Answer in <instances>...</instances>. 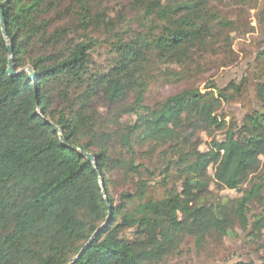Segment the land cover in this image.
<instances>
[{
  "label": "trees",
  "instance_id": "trees-1",
  "mask_svg": "<svg viewBox=\"0 0 264 264\" xmlns=\"http://www.w3.org/2000/svg\"><path fill=\"white\" fill-rule=\"evenodd\" d=\"M108 1L0 0V264H160L186 239L200 253L235 227L260 242L264 49L241 120L222 111L246 79L147 103L151 85L187 84L206 55L234 58L231 34L251 30L246 9L259 0H128L116 13ZM198 133L212 137L205 152ZM115 176L128 187L118 200ZM212 181L248 188L214 203Z\"/></svg>",
  "mask_w": 264,
  "mask_h": 264
},
{
  "label": "rangeland",
  "instance_id": "rangeland-1",
  "mask_svg": "<svg viewBox=\"0 0 264 264\" xmlns=\"http://www.w3.org/2000/svg\"><path fill=\"white\" fill-rule=\"evenodd\" d=\"M127 3L128 0H109L105 4V7L111 13H116L123 10V6L127 5ZM263 7L264 0H259L258 9H262ZM258 9H246L245 19L248 21L251 30L245 33V29H242L239 32H233L231 34L232 43L230 48L234 53V58L226 59L227 57H224L225 55H206L205 58L199 62L201 65L196 67L198 74L192 77L187 84L163 83L160 81L151 85L150 92L147 96V103L153 105L156 102L176 94L183 88H186V85L197 87L200 91H204L205 87L210 84L216 85L217 88L225 89L232 82L241 83L246 79L248 92L235 102L227 105L222 111L228 116L226 118L227 121L231 116L241 120L245 113L251 109L249 103L254 97V88L260 82L259 76L262 66L260 60H258V54L264 49V15H261ZM125 11L127 12L128 10L126 9ZM101 49H99V54L97 53L98 55H95L96 60H99L101 57L103 58L104 49ZM127 121L128 119L125 117L121 120V122ZM215 136L217 139L221 138L220 133H216ZM211 139L212 137L198 133L195 134L193 140L199 150L205 152L207 150L206 144L209 143ZM141 157L138 161H144L148 167L152 168L151 163H154L156 159L153 158L151 162ZM261 161L262 164H264V158H262ZM263 170L264 169L261 167L259 172ZM208 175L210 177L213 175L211 167H209ZM114 179L118 184L113 192L118 200V193L127 190L128 187L120 180V176H115ZM247 188L248 184L246 183L236 188L234 191H229L217 182L212 181L209 185L206 198L214 203L235 200L239 198ZM152 194L155 198H160L164 195V188L158 184L151 189V195ZM253 212L260 213L261 208L255 205ZM261 236L262 240H260V242L254 241L252 238H248L246 232L235 227L229 235L223 237L220 243L207 241L205 248L200 253L194 250L193 240L186 239L181 246L182 256L175 257L160 264H233L241 261L264 264L263 250L258 249L259 244L264 241V231L261 232L260 237ZM126 237L131 238V235L127 234Z\"/></svg>",
  "mask_w": 264,
  "mask_h": 264
},
{
  "label": "water",
  "instance_id": "water-1",
  "mask_svg": "<svg viewBox=\"0 0 264 264\" xmlns=\"http://www.w3.org/2000/svg\"><path fill=\"white\" fill-rule=\"evenodd\" d=\"M0 15H1V20H2V25H3V28H5V25H4V19H3V12L1 11V8H0ZM5 33V37H6V39H7V42H8V50H9V64H8V73L12 76V75H14V74H16L15 72H14V70H13V64H12V46L10 45V43H9V40H8V36H7V33H6V31L4 32ZM23 72H28V74H29V78L30 79H34V74L31 72V71H29V70H21L20 71V73H23ZM56 129V128H55ZM61 141L63 142V143H65V140H64V138H62L61 137ZM87 160H89L90 162H92V163H94V158H93V156L91 155V154H87V153H83V152H80ZM101 187L103 188V185H102V182H101ZM109 216H108V219L107 220H109ZM95 235H96V233H95ZM95 235H93V237L92 238H94V236ZM92 240V239H91ZM91 240H90V242H91ZM87 248V246L86 247H84L83 249H82V251L80 252V254L73 260V262H75L78 258H79V256L83 253V251L85 250Z\"/></svg>",
  "mask_w": 264,
  "mask_h": 264
}]
</instances>
